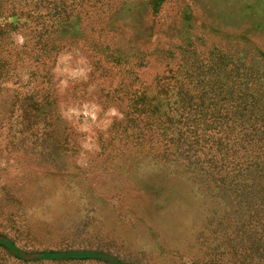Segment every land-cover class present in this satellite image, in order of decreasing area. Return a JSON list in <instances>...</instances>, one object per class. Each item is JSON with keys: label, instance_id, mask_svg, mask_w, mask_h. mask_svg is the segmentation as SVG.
<instances>
[{"label": "rangeland", "instance_id": "374dc122", "mask_svg": "<svg viewBox=\"0 0 264 264\" xmlns=\"http://www.w3.org/2000/svg\"><path fill=\"white\" fill-rule=\"evenodd\" d=\"M147 1L114 0L109 25L101 15L82 17V25L46 24L31 12L35 20L1 41L0 236L20 251L96 252L124 264H243L229 203L135 155L133 138L121 133L127 107L118 97L121 82L138 75L146 86L166 64L197 66L212 50L246 57L263 80L264 0H161L155 18ZM35 3L0 0V8H54ZM0 264L112 263L27 261L0 246Z\"/></svg>", "mask_w": 264, "mask_h": 264}, {"label": "trees", "instance_id": "16d2710c", "mask_svg": "<svg viewBox=\"0 0 264 264\" xmlns=\"http://www.w3.org/2000/svg\"><path fill=\"white\" fill-rule=\"evenodd\" d=\"M131 1L119 0V4ZM35 2L38 8L43 2L54 8L43 11L45 15L36 9L14 14L0 8V46L11 27L35 17L57 25L73 21L82 25V17L96 15H101L100 20L106 19L107 25L114 20V0ZM147 4L151 17L159 16L162 1L148 0ZM57 8L61 9L59 13ZM31 12L35 17L28 16ZM37 30L42 33L43 29ZM216 52L212 50L210 59L197 66L187 62L178 66L166 64L165 72L146 86L138 75L129 85L121 82L123 94L118 100L127 107L121 133L133 138L135 155L142 153L158 164L187 174L202 194L229 203L226 218L232 219L236 228L232 232L239 235L244 246L240 255L243 264H264V79L253 72V65L242 54L243 57H234ZM168 53L175 54L170 49ZM150 63L135 64L131 73L137 74L134 70L138 65L147 68ZM3 66L0 58V70ZM6 72V68L0 71V78ZM126 86L128 91H124ZM0 246L27 261L77 257L124 264L96 252L25 253L1 236ZM236 248L231 247L230 252H236Z\"/></svg>", "mask_w": 264, "mask_h": 264}]
</instances>
